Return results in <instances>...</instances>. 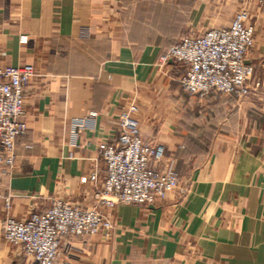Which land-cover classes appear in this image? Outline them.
Segmentation results:
<instances>
[{"label": "crops", "instance_id": "crops-1", "mask_svg": "<svg viewBox=\"0 0 264 264\" xmlns=\"http://www.w3.org/2000/svg\"><path fill=\"white\" fill-rule=\"evenodd\" d=\"M216 1L215 13L228 0ZM196 10L195 0H0V65L35 70L28 132L11 174L0 168V264H33L5 240L7 216L26 219L54 199L99 203L100 149L117 141L131 101L143 137L175 160L180 185L157 204L101 205L114 234L66 237L56 264H264V5H251L247 60L260 86L244 98L191 95L181 65H159L181 37L230 23L210 26ZM89 114L96 128L72 146V119Z\"/></svg>", "mask_w": 264, "mask_h": 264}, {"label": "built area", "instance_id": "built-area-1", "mask_svg": "<svg viewBox=\"0 0 264 264\" xmlns=\"http://www.w3.org/2000/svg\"><path fill=\"white\" fill-rule=\"evenodd\" d=\"M252 1L264 4V0ZM248 18L247 12H237L226 26L181 37L160 56L159 65L169 61L181 65V87L199 98L211 92L247 97L260 86L255 65L247 61L256 39V28ZM34 73L32 64L0 65V168L6 174L15 167L17 139L28 132L25 100ZM137 113L136 102H129L119 116L117 141L101 146L106 175L98 204L83 208L54 199L47 208L31 211L26 219H4L5 240L33 264H56L66 237L85 238L101 232L112 236L116 224L101 205L157 204L179 187L175 160H165L163 144L143 137ZM96 126L95 114L73 118L70 144L78 146L79 131ZM97 175L95 172L94 177Z\"/></svg>", "mask_w": 264, "mask_h": 264}, {"label": "rangeland", "instance_id": "rangeland-1", "mask_svg": "<svg viewBox=\"0 0 264 264\" xmlns=\"http://www.w3.org/2000/svg\"><path fill=\"white\" fill-rule=\"evenodd\" d=\"M253 3L254 1L252 0H228L227 3H222V5L225 4L224 9L220 11L218 10L217 13H215L214 11L215 7L218 5H221V2L216 1V0H195L196 9H197L196 10L197 19L207 18L211 22L210 26H219L220 24H222L221 22L223 20L226 19L228 21L229 20L231 21L237 12L245 11L249 15V18H248L249 22L255 26V24L252 22L253 18H252V12H251V5ZM235 6H236V10L233 13H231ZM208 8L212 9V13L210 15H207V14L203 15L204 14L203 11H205Z\"/></svg>", "mask_w": 264, "mask_h": 264}]
</instances>
